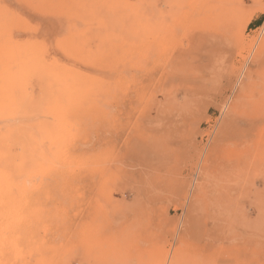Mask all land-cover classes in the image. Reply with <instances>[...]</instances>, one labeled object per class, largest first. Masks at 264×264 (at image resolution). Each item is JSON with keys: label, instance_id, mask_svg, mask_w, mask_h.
Masks as SVG:
<instances>
[{"label": "rangeland", "instance_id": "1", "mask_svg": "<svg viewBox=\"0 0 264 264\" xmlns=\"http://www.w3.org/2000/svg\"><path fill=\"white\" fill-rule=\"evenodd\" d=\"M237 1L0 0V264H264V0ZM205 45L246 69L222 94L182 68Z\"/></svg>", "mask_w": 264, "mask_h": 264}, {"label": "snow or ice", "instance_id": "2", "mask_svg": "<svg viewBox=\"0 0 264 264\" xmlns=\"http://www.w3.org/2000/svg\"><path fill=\"white\" fill-rule=\"evenodd\" d=\"M182 68L187 72L211 76L216 91L221 94L229 89L232 78L237 72L242 75L246 71V69L236 70L223 63L207 45L197 48L194 55L186 58Z\"/></svg>", "mask_w": 264, "mask_h": 264}, {"label": "bare ground", "instance_id": "3", "mask_svg": "<svg viewBox=\"0 0 264 264\" xmlns=\"http://www.w3.org/2000/svg\"><path fill=\"white\" fill-rule=\"evenodd\" d=\"M239 1H240V0H239ZM255 1H256V0H255ZM236 2H238V1L236 0ZM242 2H243V1H242ZM237 4L240 5L239 3H237ZM237 4H236V6H237ZM244 4H245V3H244ZM247 4H248V3H247ZM247 4H245V6H246ZM234 6H235V4H234ZM236 6H235V7H236ZM247 6H248V5H247ZM243 7H244V5H243ZM246 8H247V7H246ZM237 9H238V8H237ZM244 9H245V8H244ZM234 12H236V10H234ZM162 13H163V12H162ZM165 15L167 16V12H166V11H165ZM168 16H169V15H168ZM162 17H163V16H162ZM249 17H250V15H249ZM249 17L247 18L246 23H247V21L250 20ZM164 18H165V17H164ZM213 18H214V17H213ZM163 21H164V20H163ZM166 21H167V20H166ZM166 21H165V22H166ZM244 26H245V25H244ZM163 30H164V29H163ZM219 30H220V29H219ZM165 32H166V33H165V36H164V35H163V36L165 37V38H164L165 40L167 39L166 45L168 46V45H171L170 42H172L173 39H175V38L172 39L171 35H169V33H170L171 31L169 32V29H168V26H167V25L165 26ZM174 32H175V31H174ZM162 33H163V32H162ZM174 34H175V33H174ZM169 36L171 37L172 41L170 40V37H169ZM172 36H174V35H172ZM207 36H208V35H207ZM205 40L207 41V39H205ZM205 40L201 38V41L205 42ZM263 42H264V41H263ZM263 42H262V43H263ZM164 44H165V43H164ZM261 45H262V44H261ZM263 46H264V45H263ZM260 48H262V50H263V47H260ZM221 50H222V48H221ZM258 51L261 52V50H258ZM219 53H220V52H219ZM261 53H262V52H261ZM258 54H259V53H258ZM261 55H262V54H261ZM258 57H260V56H258ZM254 58H255V57H254ZM255 60H256V59H253V61H255ZM263 60H264V58L261 59V60H260V58H257L256 61H258V62H259V61H260V62H264ZM252 63H253V62H252ZM238 67H239V66H238ZM250 72H251V70H250V71L248 70V73H250ZM246 74H247V73H246ZM248 75H249V74H247V76H248ZM245 79H247V78H245ZM245 79H244V81H246ZM249 79H250V78H249ZM249 79H248V81H250ZM242 80H243V79H242ZM244 81H241V83L238 82V83L240 84V92H239V93L234 97V99L232 100L233 103H235V102L238 103V102L243 98V96L246 94V88H247V85H246V83H245ZM252 92H253V91H252ZM258 96H259V95H258ZM248 97H249V96H248ZM253 98H254V97H253ZM251 99H252V98H251ZM242 100H243V99H242ZM245 100L247 101V99H245ZM245 100H244V101H245ZM235 105H236V104H235ZM233 106H234V104H233ZM233 108H234V107H233ZM231 110H232V109H231ZM229 111H230V110H229ZM93 133H94V134H92L91 137H90L91 139H95L96 137H98V135H99L98 132H93ZM230 173H231V172H230ZM227 180H228V179H227ZM199 183H200V182H199Z\"/></svg>", "mask_w": 264, "mask_h": 264}]
</instances>
